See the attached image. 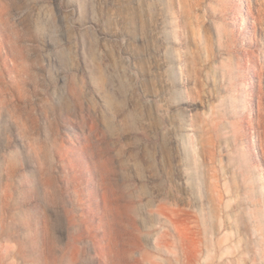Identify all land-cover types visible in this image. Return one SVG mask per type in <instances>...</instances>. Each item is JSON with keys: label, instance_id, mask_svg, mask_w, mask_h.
<instances>
[{"label": "rangeland", "instance_id": "374dc122", "mask_svg": "<svg viewBox=\"0 0 264 264\" xmlns=\"http://www.w3.org/2000/svg\"><path fill=\"white\" fill-rule=\"evenodd\" d=\"M0 0V264H264V0Z\"/></svg>", "mask_w": 264, "mask_h": 264}, {"label": "bare ground", "instance_id": "6f19581e", "mask_svg": "<svg viewBox=\"0 0 264 264\" xmlns=\"http://www.w3.org/2000/svg\"><path fill=\"white\" fill-rule=\"evenodd\" d=\"M241 3H246V1L245 0H239Z\"/></svg>", "mask_w": 264, "mask_h": 264}]
</instances>
